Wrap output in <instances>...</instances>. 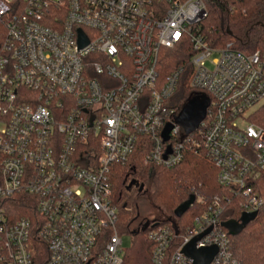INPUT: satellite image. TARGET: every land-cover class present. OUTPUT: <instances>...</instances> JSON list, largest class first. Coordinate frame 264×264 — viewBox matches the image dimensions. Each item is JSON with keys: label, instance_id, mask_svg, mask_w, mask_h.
Wrapping results in <instances>:
<instances>
[{"label": "built area", "instance_id": "2783aa9c", "mask_svg": "<svg viewBox=\"0 0 264 264\" xmlns=\"http://www.w3.org/2000/svg\"><path fill=\"white\" fill-rule=\"evenodd\" d=\"M207 14L204 0H0L3 264L35 263L33 233L46 264H124L112 168L138 151L170 168L188 147L205 151L230 196L215 197L181 234L173 222L146 221L152 248L142 264H191L181 249L208 228L195 247H217L210 264H238L221 217L233 200L242 212L264 205V49L210 46L196 28ZM187 41L190 72H166L162 51ZM182 85L209 101L191 133L169 105ZM18 193L36 221L8 214Z\"/></svg>", "mask_w": 264, "mask_h": 264}, {"label": "trees", "instance_id": "16d2710c", "mask_svg": "<svg viewBox=\"0 0 264 264\" xmlns=\"http://www.w3.org/2000/svg\"><path fill=\"white\" fill-rule=\"evenodd\" d=\"M204 2L208 14L196 28L207 44L223 47L230 42L234 48L247 53L264 49V0ZM4 23V19H0V46ZM192 54V45L188 41L183 47L163 50L161 60L166 72L180 65L188 67ZM188 70L190 72L189 67ZM190 93L192 94L193 90L188 86H180L173 98L175 104L182 108ZM142 156L143 152L138 151L130 163L115 165L112 168V200L118 210L116 226L129 231L134 238L132 248L124 254V264H142L150 259L152 244L145 237L146 230L142 231L146 221H137L135 206H132L138 200H147L153 209L160 210L166 216L162 219H151L152 221L173 222L181 234L192 226L194 218L202 213L215 197L230 196V189L218 183L217 169L202 149L186 148L182 161L170 168L145 164ZM130 178L143 185L141 191L135 187L126 189V181ZM192 195L195 200L191 208L181 217H175L174 209ZM13 197L7 204V212L12 214L13 219H38L34 206L28 205L29 197L26 194L18 193ZM234 203L233 200L226 206L222 220L239 219L242 210ZM35 230L34 227V232ZM229 237L231 251L238 264H264V205L258 209L255 220L249 222L238 235ZM180 240L179 236L174 239L172 250ZM32 242L34 264H46L47 253L43 242L34 233ZM0 264H3L1 259Z\"/></svg>", "mask_w": 264, "mask_h": 264}, {"label": "water", "instance_id": "95a60500", "mask_svg": "<svg viewBox=\"0 0 264 264\" xmlns=\"http://www.w3.org/2000/svg\"><path fill=\"white\" fill-rule=\"evenodd\" d=\"M78 43L80 47H83L87 44V38L79 30L78 32ZM208 98L205 96L202 97H192L179 111V116L183 119L185 123V132H193L199 123L205 118L206 109L208 106ZM171 129V125L167 124L162 132L164 140L168 139V132ZM132 187L138 188L139 191L142 190L143 185L139 184L135 179H131L127 185L126 189L129 190ZM195 200V197L192 195L186 201L179 204L173 211V215L177 218L181 217L187 210L191 208ZM258 211L253 212H242L239 219H230L222 222V226L228 231L229 235L236 236L238 235L246 225L255 220L257 217ZM147 227V223L143 226L142 231ZM211 228H208L203 233L192 238L187 242L181 249V252L192 260L191 264H210L217 253L216 246H208L202 248H196L195 242L204 234L208 233Z\"/></svg>", "mask_w": 264, "mask_h": 264}, {"label": "rangeland", "instance_id": "374dc122", "mask_svg": "<svg viewBox=\"0 0 264 264\" xmlns=\"http://www.w3.org/2000/svg\"><path fill=\"white\" fill-rule=\"evenodd\" d=\"M217 55H213L211 58L213 59L214 57H216ZM208 67L212 68V65L208 62ZM193 92H196V90H193ZM202 97V96H206L205 94L202 93H197V94H189L187 96L186 102L185 104L192 98V97ZM184 104V105H185ZM169 105H172L176 108V114L174 117V121L176 124L179 125V127L183 130H185V123L183 121V119L179 116V110L181 109V107L177 106L175 104V100H170ZM260 189H262V193H263V199H264V184L262 183ZM133 207L135 206V214L137 216V221L143 220V221H148L151 219H162L165 218L166 216L163 215L161 213L160 210L158 209H153L150 204L147 202V200H138L134 205H132ZM137 208V209H136ZM117 232L119 237L122 239V250H123V255L129 251L132 246H133V234L130 233L129 231L122 229L121 227H119L118 225L116 226Z\"/></svg>", "mask_w": 264, "mask_h": 264}, {"label": "flooded vegetation", "instance_id": "af4514ba", "mask_svg": "<svg viewBox=\"0 0 264 264\" xmlns=\"http://www.w3.org/2000/svg\"><path fill=\"white\" fill-rule=\"evenodd\" d=\"M131 179H133V178L127 179V181H126V182L128 183V182H129Z\"/></svg>", "mask_w": 264, "mask_h": 264}]
</instances>
